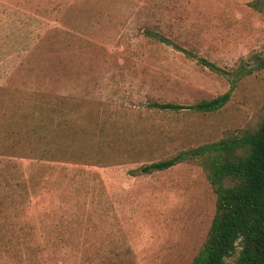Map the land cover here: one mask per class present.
<instances>
[{"label": "rangeland", "instance_id": "obj_1", "mask_svg": "<svg viewBox=\"0 0 264 264\" xmlns=\"http://www.w3.org/2000/svg\"><path fill=\"white\" fill-rule=\"evenodd\" d=\"M254 1L0 0V264H193L217 206L203 168L137 172L262 115Z\"/></svg>", "mask_w": 264, "mask_h": 264}, {"label": "trees", "instance_id": "obj_2", "mask_svg": "<svg viewBox=\"0 0 264 264\" xmlns=\"http://www.w3.org/2000/svg\"><path fill=\"white\" fill-rule=\"evenodd\" d=\"M250 7L264 15V0H256ZM145 35L183 52L214 73L220 72L214 64L175 45L160 33L146 30ZM263 69L264 58H260L257 70ZM231 98L232 91L190 109L200 114L218 113ZM151 107L176 113L188 108L170 103H154ZM41 129L36 127L30 134L27 132V136L16 134L12 139L19 141L20 137L25 140L33 136L43 143L46 135ZM185 163L203 168L217 197L211 229L193 264H264V109L254 125L218 142L180 151L167 160L145 165L137 174L151 175Z\"/></svg>", "mask_w": 264, "mask_h": 264}]
</instances>
